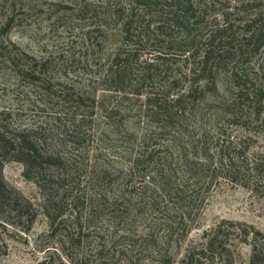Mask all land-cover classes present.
<instances>
[{"label": "rangeland", "instance_id": "374dc122", "mask_svg": "<svg viewBox=\"0 0 264 264\" xmlns=\"http://www.w3.org/2000/svg\"><path fill=\"white\" fill-rule=\"evenodd\" d=\"M192 1L205 22L194 30L191 39L198 36V44L203 46L216 29L233 25L234 40L231 45L222 40L216 56L221 64L214 63L210 83L200 84L204 90L199 93L196 113L186 125L189 128L185 127L188 139H198L202 130L213 137L210 125H214L224 132V138L244 152L242 160H260L264 157V45L253 55L245 28L253 22L256 32L264 27V0ZM131 3L132 0L18 3L17 15H22L21 5L27 12L13 26L9 37L2 38L3 49H0V113L7 114L0 116V124L16 131L39 129V135L47 141L45 149L61 153L65 162L63 173L68 180L61 188L65 223L57 233L51 230L49 219L41 209L40 189L24 177V166L13 161L5 165L4 181L10 190L34 204L38 216L29 228L27 216L20 217L11 204L0 208L3 251L0 264H86L83 256L88 254L96 259L97 250L104 245L111 255L120 259V264H159L137 254L140 249L137 241L150 230L159 245L169 241L175 264H182L187 252L201 246L207 233L224 221L244 223L264 234V184H253L254 173L246 168L239 184L218 178L205 203L201 206L198 201L187 218V228L175 226L172 234L167 230L165 222H173L175 217L169 212L174 205L169 210L162 206L156 213L148 210L146 203L154 187L147 188L148 179L143 177L163 167L171 153L168 146L175 148L171 125L167 119L156 118L150 101L174 102L189 91L192 75L184 61L173 62L169 68L158 66L156 58H152L159 56L154 47L158 33L155 36L145 33L144 49L138 52L140 61L132 62L127 90L116 87L108 70L118 54L125 51L122 33L126 20H119L114 8H123L126 17ZM110 9L114 12L107 14ZM7 12L6 0H0V25ZM144 14L143 8L137 11L136 34L144 33L149 21L153 24L152 32L159 24V20H153L156 16ZM99 27L104 29L103 34L98 32ZM166 32L181 44L188 43L187 34L177 29ZM177 48L178 45L172 48L171 53L181 54L186 50L177 51ZM9 52L19 56L27 68L35 59L42 74H17L4 62L3 55ZM145 62L153 65L152 68L145 67ZM236 72L238 77L234 75ZM259 110L262 112L258 119ZM111 113L112 118L108 116ZM82 115L92 116L94 122L92 130L84 129L86 140L79 146L69 138V133L74 119L79 124ZM234 115L236 120L229 122ZM199 122H205V126ZM65 123L69 124L63 129ZM103 132L105 137L101 139ZM147 155H154V161L142 165L141 172L129 182L125 175L133 161ZM55 169L52 167L50 171ZM105 170L107 177L102 174ZM81 229L84 238L79 248L69 239L79 237ZM228 237L235 264H250L252 243H242L233 230ZM126 251H134L132 261L124 254Z\"/></svg>", "mask_w": 264, "mask_h": 264}, {"label": "trees", "instance_id": "16d2710c", "mask_svg": "<svg viewBox=\"0 0 264 264\" xmlns=\"http://www.w3.org/2000/svg\"><path fill=\"white\" fill-rule=\"evenodd\" d=\"M20 2L22 0H6L8 15L4 23L0 25V49H3L2 38L4 36L9 37L13 26L21 22V16L27 12L24 5H21L19 13L22 15H17L18 3ZM131 4V10H129V14L126 17L123 14V8H114L115 12H117L115 14H118L117 18L126 20L124 21L122 33L125 39L123 42V50L125 51L118 54L113 67L108 70L116 87L124 91L127 90L128 75L131 73L132 62L133 60L135 62L140 61L138 52L144 49L145 33L149 35L158 33L157 37L159 39H157L154 47L158 51L159 56L152 55V58H156L158 66H168L167 68H169V66L173 65V62L178 64L184 61L185 67L188 68L192 75L189 91L179 96L174 102L163 104L160 99H151L152 101H150V105L156 110V118L167 119L169 125H171V131L174 133L173 146L175 148L172 149V147L168 146V149H171V153L167 155L165 164L162 165L163 167L157 168L150 175L145 174L143 177L144 180L148 179V181H145L147 188L150 185L154 187L146 205L152 213H156L162 206L167 207L169 210L171 205H174L169 211L175 216L173 222H165L167 230L172 234L175 226H180V228L187 226V218L196 209L197 202L200 201L201 206L205 203L206 197L213 189L218 178L222 177L239 184L240 176L243 175L242 170L246 168L249 172L254 173L252 175L253 184L256 186L264 184V157L250 162L245 161V159L242 160L244 152L240 148L238 149L231 140L224 138V132L218 127L216 129L214 125H210L211 133L214 131L213 137L210 136V132H207V130H202L200 135H198V139L196 137H189L188 139V130L185 129V127L189 128L186 125H189L190 120L194 116L193 114L196 113L199 93L204 90L200 84L203 81L210 83L209 80L213 76L215 67L214 63L218 62V64H221V59L216 56H218L217 50L222 44V40H227L230 45L233 43L234 39L232 38L234 36L232 32L234 26L216 29L205 40V43H202L203 46H200L198 44V36L194 35L192 39L191 36L197 27H202L205 18L198 16L192 0H132ZM141 8L144 9V15L156 16L153 20H159L154 32L151 31L153 24L149 21L148 25L145 26V32L136 34L138 26H136L135 20L138 18L137 11ZM112 12H114L112 9L106 11L107 14ZM255 24L256 22L250 23L245 28V38L249 41V46H253V55L258 54L264 45V27L256 32L254 29ZM173 29L187 34L188 43L181 44V41L176 40L170 32H166V30L172 31ZM97 30L101 34L104 33V29L101 27ZM177 45V51L186 50H183L181 54L176 51L171 53L172 48H176ZM166 46L169 48L166 49ZM5 50L8 49L5 48ZM5 54L3 55L4 62L10 64L17 74L23 76L42 74L41 68H39L35 59L32 60V64L27 68L21 64L22 60L19 56L12 55V53L9 55ZM122 56H125V59H121ZM220 57L222 56L220 55ZM151 66L153 65L145 62V67L152 68ZM234 75L238 77V72ZM79 100L81 101V98ZM261 112V110L257 112L256 116L258 119L261 116ZM112 113L108 114L110 118H112ZM5 115H7L5 112L0 113V116ZM235 120L236 116L234 115V118L229 119V122L233 123ZM76 122L74 119V123L71 124L72 129L69 133V138L79 146H83L86 140L84 129L92 130L94 120L92 116L86 117L82 115L80 120H78L79 124H76ZM199 123L205 126V122ZM68 124L65 123L62 128L65 129ZM38 132L39 129L16 131L11 129L9 125L0 124V208H5L7 204H11L20 217L27 216L29 228L37 219L38 211L35 209L34 204L24 199L18 192L10 190L4 181L3 171L5 165L11 161L18 162L24 166V177L28 181L34 182L40 189L43 196L41 209L49 219L51 230L58 233L65 223L63 219L64 199L61 196V188L64 187L63 185L68 180L63 173L65 162L61 153L45 149L47 141ZM104 137L105 132L101 134V139H104ZM211 146L215 147V149L213 147L214 151ZM154 158V155L136 158L129 172L125 175L127 180L129 182L133 180L141 172L142 165H147ZM52 167L56 169L50 171ZM102 174L107 177L108 171L105 170ZM143 193L146 194V192ZM202 194L203 197L201 196ZM230 230L240 236L242 243L249 245L250 242L252 243L250 264H264V234L253 226L244 223L235 224L228 221L222 222L207 233L205 242L199 247L191 248L183 259L182 264H215L216 262L235 264V256L232 246L229 244L228 234ZM78 236L77 238L73 236L69 240L72 241L73 246L80 248L84 238L82 229ZM140 238L141 241H137V243H140V249L137 254L151 258L159 264H175L169 251V241L167 243L162 242L159 245L158 239L152 233V230ZM105 246L97 250V258L94 260L84 253L83 258L86 264H120V259L115 255H111ZM2 253L0 246V255ZM124 254L129 256V260L132 261L134 259V251H126Z\"/></svg>", "mask_w": 264, "mask_h": 264}]
</instances>
